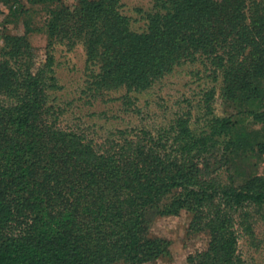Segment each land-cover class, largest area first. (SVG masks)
Listing matches in <instances>:
<instances>
[{
    "label": "trees",
    "instance_id": "16d2710c",
    "mask_svg": "<svg viewBox=\"0 0 264 264\" xmlns=\"http://www.w3.org/2000/svg\"><path fill=\"white\" fill-rule=\"evenodd\" d=\"M55 2L61 0H29ZM120 0H79L54 10L55 35H83L99 63L93 88L122 84L144 91L185 62L220 71L228 106L260 98L264 107V0H157L141 32ZM0 48V264H144L169 253L151 231L152 214H191L207 246L187 264H242L235 211L264 205V185L236 187L212 172L237 138L228 115L201 129L179 116L167 128L120 130L100 142L62 126L50 102L58 86L49 46L21 36ZM213 112L215 89L208 92ZM256 118L262 113L251 110ZM264 114V112H263Z\"/></svg>",
    "mask_w": 264,
    "mask_h": 264
},
{
    "label": "rangeland",
    "instance_id": "374dc122",
    "mask_svg": "<svg viewBox=\"0 0 264 264\" xmlns=\"http://www.w3.org/2000/svg\"><path fill=\"white\" fill-rule=\"evenodd\" d=\"M79 0L36 2L0 0V48L4 38L21 36L35 48L47 47L55 57L54 72L58 86L50 89V102L59 110L62 126L85 131L100 142L114 139L120 130L148 128L154 132L169 127L179 116L188 117L192 127L201 129L215 115H228L236 121L233 133L222 140L237 138L220 161L211 159L215 178L225 184L241 187L249 182L264 185V116L263 101L252 98L237 105L223 102L220 71L206 61L185 62L156 79L144 91L127 92L122 85L93 88L99 72L97 60H88L83 35H55L50 22L53 11L64 3L73 7ZM157 0H120L119 10L129 17L130 28L141 32L147 25V14ZM215 89L213 112L207 114L208 92ZM239 231V254L242 264H264V205L241 206L235 211ZM191 214H152L151 231L170 241V251L144 264H187L190 252L207 246V232L190 230Z\"/></svg>",
    "mask_w": 264,
    "mask_h": 264
}]
</instances>
